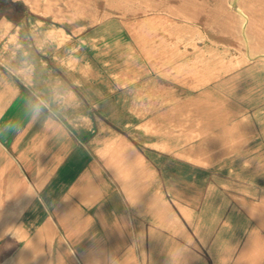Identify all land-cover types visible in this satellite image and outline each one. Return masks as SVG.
<instances>
[{"label": "rangeland", "instance_id": "1", "mask_svg": "<svg viewBox=\"0 0 264 264\" xmlns=\"http://www.w3.org/2000/svg\"><path fill=\"white\" fill-rule=\"evenodd\" d=\"M3 23L58 30L134 202H239L264 254V0H0ZM27 227L3 228L0 264L51 263L58 243L27 249Z\"/></svg>", "mask_w": 264, "mask_h": 264}, {"label": "crops", "instance_id": "2", "mask_svg": "<svg viewBox=\"0 0 264 264\" xmlns=\"http://www.w3.org/2000/svg\"><path fill=\"white\" fill-rule=\"evenodd\" d=\"M55 31L0 25V236L7 226L20 236L35 227L40 208L27 249L58 243L50 264H264L256 221L239 202L133 201L112 173L122 152L112 129L98 122L79 60L61 57Z\"/></svg>", "mask_w": 264, "mask_h": 264}]
</instances>
